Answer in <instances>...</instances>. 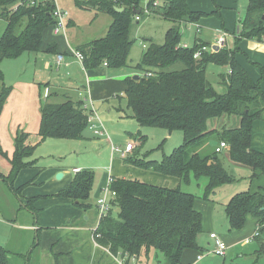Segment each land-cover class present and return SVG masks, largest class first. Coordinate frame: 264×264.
I'll list each match as a JSON object with an SVG mask.
<instances>
[{"label": "trees", "instance_id": "obj_1", "mask_svg": "<svg viewBox=\"0 0 264 264\" xmlns=\"http://www.w3.org/2000/svg\"><path fill=\"white\" fill-rule=\"evenodd\" d=\"M74 1L80 9H94L112 18L105 36L76 48L75 51L84 56V69H98L105 63L113 69L127 67L129 51L135 43L131 37V26L137 11L143 13L144 0ZM157 2H148L151 14L162 16L173 26L167 31L163 44L148 40L149 46L136 68L145 73L140 80L133 77L125 81L124 97L132 117L141 127L165 129L170 133L180 131L184 142L160 162L148 160L147 156L141 158L138 154L125 158L124 162L178 179L181 183L190 184L192 178L199 182L205 177L207 185L202 199L211 201L218 188L235 182L217 156V147L214 146V151L211 148L213 141L218 144L227 142L231 160L252 171L249 190L236 195L226 205L230 230H242L247 218L253 216L258 219L262 233L264 153L255 150L252 142L254 123L264 112V89L260 81L252 79L240 64L237 52L243 40L264 43V0H250L240 33H234L233 47H226L218 53L204 52L200 59L195 58V53L208 44L195 43L192 48L183 47L181 26L183 23H196L205 14L192 12L189 0H165L162 6ZM55 8L54 0H0V18L7 23L0 38V63L24 54L57 53L55 42L47 44L49 34H57ZM116 8H125V11L120 13ZM213 64L229 69L228 73L219 76L223 93L216 90L207 76L208 66ZM147 73H152V76H146ZM0 83L1 116L12 93L1 70ZM90 110L84 101H46L41 109L40 129L35 141L32 134H17L11 160L12 173L9 179L0 175V180L15 197L19 199L28 186H36L35 180L16 188L13 185L23 170L37 163L27 161L36 147L48 139L85 140L86 132L90 130ZM225 115L238 116L240 127L211 130L210 122ZM0 153L6 155L1 144ZM73 173L71 182L49 197L70 201L78 210L88 212L93 207L91 197L95 173L92 170ZM108 184L116 195L111 201V211L95 229L94 239L114 256L136 259L142 264H160L155 260L157 253H161L163 264H180L185 252L202 250L203 214L195 207L198 197L182 191L180 185L169 188L132 178L112 177L103 189ZM23 200L27 210L38 218L40 210L35 206L38 198L23 197ZM39 247L36 241L31 252L24 254L14 253L0 244V264H34L32 262L39 258ZM152 253L156 259L152 258Z\"/></svg>", "mask_w": 264, "mask_h": 264}, {"label": "crops", "instance_id": "obj_2", "mask_svg": "<svg viewBox=\"0 0 264 264\" xmlns=\"http://www.w3.org/2000/svg\"><path fill=\"white\" fill-rule=\"evenodd\" d=\"M150 0H148L149 2ZM145 1L143 2V4ZM59 5V4H58ZM235 5V4H231ZM60 6V5H59ZM103 13H97L94 17V20L97 21L98 18ZM107 15V14H104ZM109 16V15H108ZM155 16V15H153ZM241 14L238 13V20L242 21ZM159 17V16H157ZM162 18V17H159ZM112 23V18L105 23L104 26L99 24L97 28L94 30L92 35L85 39L78 34H71L68 36L67 32L60 33V34H49L47 38V44L50 42L56 43V51L57 53L65 54V63L61 66L57 65L56 56L57 53L49 54V53H37L34 54L36 56H30V61L34 62L35 68L40 67V73H37L34 77L33 82H23L19 83L15 82L14 86L23 87L25 91L30 94L31 91H34L40 80H42L41 84H45V99L49 102L51 98L54 100H66L72 99L74 101H84L86 106L92 110L94 109L98 115L100 116L101 120L103 119V115L106 119H109L113 122L112 125L117 124L118 127H112L110 129H106L108 133V138L106 137H96L91 130H88L86 134V139L83 141H72V142H81L83 145H88L91 148L100 146L104 149H109V145L112 143L113 140H117L118 142L122 143L121 145L117 146L122 148L123 150L126 149V145L128 143H132L134 146L135 144L130 139H125V134L123 131H127L129 135L134 136L138 135L135 140H139V137H144L143 134V127H141L137 121L132 117V114H128L125 116L122 113V102L126 101L124 95L126 91V84L125 81L129 78L135 77L137 73V69L134 71V67L128 64L127 67L120 68V69H113L103 65L101 68L94 69V70H85L84 65L79 63L75 57L73 56V52L79 46L87 44L95 39L101 38L106 35L110 25ZM74 23L70 19L69 28L73 26ZM183 25H191L185 24ZM199 25L198 23L193 24V27ZM79 26V25H78ZM181 26V28H182ZM200 26V25H199ZM201 27V26H200ZM68 28V29H69ZM201 35V37L198 36ZM228 34V33H227ZM220 35V34H219ZM203 36V28H200V31L196 33V40L195 43L200 44H209L211 41L216 40V35H208L209 40H205L202 38ZM215 37V38H214ZM214 39V40H213ZM233 40L228 41L227 38V47H233ZM214 43V42H213ZM182 45L189 44L183 43ZM145 46V45H144ZM149 46V42H148ZM238 47L240 51L237 52V59L241 65H243L247 71L249 72L252 79L255 81H260L261 87L264 89V78L261 79L263 74L264 76V43L255 41V40H243L239 43ZM23 56V55H22ZM21 56V57H22ZM143 56V55H142ZM17 61V60H16ZM78 67L81 68L82 74L87 77L85 78L84 84L78 87L76 79L71 80L69 83V88L66 86L64 79L67 77H71L72 73L76 74V69ZM227 71H222L223 73H228V67H224ZM263 72V73H262ZM22 73H20L21 75ZM40 74V77L38 75ZM79 74V73H78ZM220 74V75H221ZM77 76V75H76ZM208 78L209 75L207 74ZM45 80V81H44ZM44 82V83H43ZM18 98L24 100V93L23 91L19 90ZM77 95L78 97L74 96ZM63 102V101H62ZM12 103L11 96L7 100V103L4 107V110ZM52 103H60V102H52ZM23 104V103H22ZM26 105V103H25ZM24 105V106H25ZM23 106V107H24ZM14 111H20V108H16L14 105ZM4 112V111H3ZM1 114L0 119L4 117V114ZM36 114V109H32L30 112L29 110H25L20 114L16 113V120L23 119V123L21 126V130L25 133H28L29 130L27 126H31L32 120H27L32 117V115ZM103 114V115H102ZM126 118L128 121L124 120ZM41 120V119H40ZM36 119H33V123ZM241 120L238 116H223L221 119H217L215 121L210 122L209 126L211 130H222V129H236L240 127ZM106 128V127H105ZM264 130V112L262 113L261 119L256 121L253 126V142L252 146L255 150L262 151L260 147L256 145V132H260ZM16 132V131H15ZM35 132V131H34ZM30 133V132H29ZM33 135V133H31ZM36 136V135H35ZM141 141V140H140ZM255 142V143H254ZM62 143V142H61ZM78 144L73 145V147L80 150L83 146L78 148ZM125 145V146H124ZM115 146V145H114ZM218 147L219 144L214 141L211 144V148L214 151L215 147ZM216 149V148H215ZM228 149V148H226ZM136 147H134L131 152L126 153V155H122L120 153V159L112 157L109 165L108 172L106 174V181L100 185L99 188L96 189V183L94 185V190L91 197V203L93 207L88 212H82L75 208L70 201L59 199L57 197H49L54 195L59 190L67 186L74 175V170H92V169H85L81 166L73 168L71 170H67L63 167H58L57 164L50 169L48 173L49 178V185L51 187V191L45 192L42 195H47L46 201L50 202L51 209L47 210L45 213L44 221L48 229H54L53 226L62 227L66 226L69 229L68 234H64V237L61 239V244L56 247V252L59 253L58 262L59 264H142L139 260L136 259H129L127 257H120L114 256L107 248L99 245L94 239V231L97 227L98 223V209H97V200L102 196V189L108 183L112 177H120V178H132L138 179L148 184L175 188L180 185V181L178 179L169 178L159 173H156L152 170H146L134 167L130 164H126L124 162L125 158H131L137 153H135ZM225 150V149H224ZM223 150V151H224ZM229 150V149H228ZM218 153L221 155L223 153ZM74 152H79L75 149ZM264 153V152H263ZM115 155V154H112ZM217 155V156H218ZM99 157H103L98 154ZM123 156V157H122ZM122 157V158H121ZM238 165V164H237ZM108 164L104 165L107 167ZM241 166V165H238ZM244 167V166H242ZM247 168V167H244ZM249 169V168H247ZM248 174L244 177V182L249 184V188L251 186L249 178L252 175L251 169L248 170ZM46 172V173H47ZM63 173L64 177L61 180L56 178L57 174ZM22 176V174L20 175ZM29 177H27L28 179ZM5 186V189L2 185ZM218 188L216 191H218ZM28 191V188L25 189ZM50 193V194H49ZM0 194L3 197V202H0V217L6 221V224H9L12 230V235L10 237V241L6 246L7 249L13 251L14 253H30L34 243L37 241L39 247V251H41V231L42 227L40 224V216H42V212H39L38 218L37 216L33 215L27 208L24 206V202L20 201L17 197H15L9 187L0 180ZM216 195V192L214 193ZM10 195V197H8ZM214 195V196H215ZM45 199V197H44ZM35 206L41 210L37 203ZM95 207V208H94ZM195 207L203 214V238L201 240V251H187L183 255L182 261L180 264H228V260L232 261V257L229 255V251L231 254H241L240 258H246L251 260V262H256L258 260L259 252L264 253V242L261 244L262 249L259 251L256 250V253L248 254L249 247L251 245H255L254 243L258 238L261 237L260 226L258 225V219L249 216L246 221L245 227L240 231H231L229 226V221L226 216L225 211H223L222 219L219 221L217 218V214L219 211L218 205L214 201H205L203 199H197ZM220 223L224 224L221 226ZM5 225L0 223V226ZM12 225V226H11ZM52 226V227H50ZM223 228V229H222ZM259 231V236L255 238V240H251L254 234ZM211 233L218 234L224 242L227 244V255L224 257L223 261H218L211 251L213 250V241L210 238ZM8 238L6 237V240ZM255 241V242H254ZM2 243V241H0ZM3 242H6L3 239ZM67 244V245H66ZM68 251H64L67 250ZM69 252V254H67ZM257 254V255H256ZM202 256L201 260H198V257ZM259 262V261H258ZM34 264H42L40 260V252L39 258L36 261H33Z\"/></svg>", "mask_w": 264, "mask_h": 264}, {"label": "rangeland", "instance_id": "obj_3", "mask_svg": "<svg viewBox=\"0 0 264 264\" xmlns=\"http://www.w3.org/2000/svg\"><path fill=\"white\" fill-rule=\"evenodd\" d=\"M144 1H145L144 6L146 7L148 4V0H144ZM157 1L159 2L160 6H162L165 2V0H157ZM57 2L60 5V7H62L66 12H68L69 14L68 21L71 19L72 22L74 23V25L70 26V28L68 29L69 37L71 36V34L74 35L78 34L79 36H82L83 38L87 39L92 35V33L97 28V26H99V24H102V26H104L105 23H107V21L110 20V16L101 14L98 20L95 21L94 17L96 16V11L94 9L91 10L80 9L76 5L74 0H57ZM249 2L250 0H189L188 6L192 12L205 14L201 19H199V21L196 22L203 28V36H202L203 39L209 40L208 38L209 34L216 35V37H218L219 34L226 32L228 33L227 38L228 41L230 42V40L234 41L235 32L240 33L242 21L238 20V13L242 15L241 19H243L245 16L246 9L249 5ZM231 4H235V5H231ZM150 12L152 13V10ZM159 17L149 14V15H142L140 21H137L135 18L133 19V23L131 26V37L133 40H135V43L133 44V46L129 51L128 64L134 67V71L141 62L142 55H144V52L146 50L144 45L148 48V40H153L158 44H163L165 41V36L167 31L170 29V27L173 26V23L170 22L169 20ZM193 24L183 25L181 28V32H182L181 43L189 44V48H192L195 45L196 33L200 31L201 28L199 25L193 27ZM6 25H7L6 21L0 18V38L4 34ZM198 36L201 37L200 34H198ZM213 42L211 41V43ZM30 56H36V55L24 54L22 57H19L17 59H8L0 63V70L4 75L5 84L7 87L12 88V93L10 95L12 98V103L7 107L6 110H3L4 117L0 119V144L3 151L6 153V155L0 153V175L6 179H9L8 177L12 173L11 160L14 156V152L16 149V136L18 133L23 132V131H19L18 129L21 130V126L24 120L23 119L16 120L15 117L16 113L20 114V112L22 113L25 110H29L30 112L32 109H36V114L35 115L31 114L32 117L27 119V120L30 119L32 120L31 126L30 127L27 126V129L30 132V133L28 132V134L33 133V135L35 136L39 133V129H40L42 106L47 101V99H45V92H44L46 86L45 84L40 85V83H42V80H40V78H39L40 83H38V86H36L37 88H35L34 91H31L30 94H28L23 87L14 86V83L18 82L20 79L21 80L19 81V83L33 82L35 75L37 73H40V67H38V69L37 67L35 68L34 62L30 61L31 59ZM224 70L225 72L227 71V69L224 68L223 66L214 65V64L209 65L207 70V74L209 75L210 82L213 84V86L216 88V90L219 93L224 92V88L223 86L220 85V79H219L220 74L222 73V71L224 72ZM20 73L22 74L20 75ZM137 73L138 74H136L135 76L143 77L145 72L137 70ZM38 77H40V74L38 75ZM85 78L87 79V77L84 76V74H82L81 68L78 67V69H76V74L74 75L72 73L71 77H67L66 79H64V82L66 86L69 88L68 84L71 83V80L76 79L78 87L80 88V86H82V84H84V82L86 81ZM263 78L264 76L262 74L261 79ZM0 89H1V83H0ZM19 90L23 91L24 100L22 99H20L19 101L17 100L18 94L20 93ZM73 95L78 97L74 93ZM62 101L64 100H54L53 98L49 100V102H62ZM14 105H16V108H20V111L15 112ZM122 107H123L122 108L123 111H121L120 114L122 113L125 116L127 115V113L132 114V111L127 108L126 101L122 102ZM102 118H103L102 122L107 130L112 127H116V126L118 127L117 124L112 125L113 122H111L109 119H106L104 115ZM33 119H36L34 123H33ZM124 120L126 122L128 121L126 118H124ZM143 132H144L143 141H140L142 137L141 138L139 137V140L136 141L135 137L138 138L137 137L138 135L131 136L127 131L124 130L123 131V133L125 134L124 141H126L127 139L133 141L136 147L135 153H137L141 158L147 156L148 160H155L160 162L164 159V157L171 155L174 152V150L180 147L184 142L183 133L180 131H174L170 133L165 129L145 127L143 128ZM87 133L88 130L86 134ZM104 137L109 139L108 135H105ZM110 137L112 138V142L115 146L114 145L112 146L111 143L109 145V149H104L103 147L100 146L91 148L88 145H83V143L81 142L48 139L40 146L36 147L33 156L27 160L29 162L37 161L35 166H31L28 169L23 170L22 176H19L16 182H13V185L16 188L26 182L35 180L36 186L33 185L28 186V191H24L22 196L19 195V200L24 201L23 197L38 198L36 203L37 206L41 209L40 212H42V216H40V224H41L40 227H42V231H41L42 243H41V251H40V260L42 261V264H59L58 262L59 253H57L55 249L57 246L61 244V239L64 237V234L69 233V229L66 226H64V224L62 225V227L53 226L54 229H48L44 219H42L44 218L47 210L51 209V205H49L50 202L48 201L44 202V200L45 201L47 200L46 199L47 195H42L45 192L51 191V187L48 182L49 181L48 173L50 172V169L52 167H56L54 166L55 164H57L58 167H63L67 170H71L78 166H81L85 169H92V171L95 173L96 189L99 188L100 185H102L106 181V174L108 172L109 165L111 164L110 161L112 157L115 156V158L121 160L120 155L116 154V152L113 151V147H117L121 145L123 142L120 143L117 140H113V136L111 135ZM36 138L37 136H35V138L33 137V140L35 141ZM255 138H256V145L260 147L264 152V130H261L260 132H256ZM75 144H78L77 145L78 148L80 146L83 147L81 149L79 148L80 150H78L76 147L75 148L73 147V145ZM75 149L79 152H74ZM228 149H225L223 153L218 156L225 169L235 178V182L220 187V189L216 191V195L214 194L215 196L213 195L211 198V201H214L218 205L219 211L217 214V218H219V221H221V219L223 218L222 217L223 211H225L226 205L230 202V200L236 195L247 192L249 190V184L244 182V177L248 174L249 169L244 168L242 166H238L236 163H234L230 158ZM100 153L103 157L98 156V154ZM106 162L108 166L104 167ZM27 177L29 178L27 179ZM206 185H207V179L205 177L201 178L199 182H197L194 178H192L190 184L180 182V187L182 191L193 194L199 199H202L205 193ZM2 186L5 189V186L4 185ZM8 197H10V195ZM2 199L3 197L0 194V202H3L4 199L3 200ZM108 201L109 202L112 201L111 196L108 198ZM100 221L101 220L98 219L97 227L99 226ZM0 223L5 224L0 226V241H2V243L0 242V244L3 247H6L10 241L12 230L10 225L6 224L7 222L4 221L3 218L1 217H0ZM221 226L223 227L224 224L220 223L219 226L220 229ZM6 237L8 238L7 240ZM3 239L6 242H3ZM252 240H255V238ZM263 242H264V232H262L261 237L256 240V242L254 243L255 245H251L248 248L249 251H247V253L248 254L256 253V250L260 251L262 249L261 244ZM68 250L69 249L64 251H68ZM67 254H69V252ZM152 254H153L152 258H155L154 253ZM157 254L158 257L157 260H155V262L157 261L158 263L163 264L164 263L163 254L161 253H157ZM229 255L232 257V261L228 260V264H264V253L262 252V250L261 252H259V255L261 256H258L259 257L258 260L254 263L251 262V260L249 259L240 258L241 254H234V253L231 254L229 251ZM214 257L218 261L220 260L223 261L224 259L223 257H219L216 255H214Z\"/></svg>", "mask_w": 264, "mask_h": 264}, {"label": "built area", "instance_id": "obj_4", "mask_svg": "<svg viewBox=\"0 0 264 264\" xmlns=\"http://www.w3.org/2000/svg\"><path fill=\"white\" fill-rule=\"evenodd\" d=\"M83 1L88 2L89 0H83ZM30 2H32L31 4H34L33 1H30ZM54 2L56 4V8H55L53 13H54V16L57 18L56 19L57 20L56 33L57 34L64 33L67 31L69 14L62 7H60L58 5L57 0H54ZM156 5L157 4H155V6ZM140 13H142V11H140ZM149 14H151V12H150L148 6H146L145 8H143V13L138 14L136 16V20L140 21L142 15H149ZM227 36H228V34L226 32L221 33L218 37H216V40L214 41V43L202 46L195 53V58L200 59L204 52L218 53L220 50L226 48L227 47ZM182 46L185 48H188L187 45H182ZM144 47L147 48L146 46H144ZM73 56L75 57V59L79 63L83 64L84 56L81 52L74 51ZM56 62H57V65H59V66L63 65L65 63V54H58L56 56ZM104 65L107 66V63H105ZM146 76H152V73H147ZM89 124H90V130L93 132V134L95 136L104 137L105 135H108L106 132V128H105L100 116L98 115V113L94 109L90 110ZM134 147L135 146L132 143H128L126 145L125 150H123L122 148L113 147V151L120 153L124 156V155H126V153L131 152V150ZM226 148H229V145L227 144V142L222 141L219 144V146L216 148V152L221 153ZM74 172H80V170L75 169ZM109 184H110V182H109ZM109 184L103 189L102 197L97 200V209H98V219L99 220L106 217L112 209L111 202L108 201V198L110 196H111V198H113L116 195V193L110 189ZM258 236H259V231H257L254 234V236L251 238V240L258 237ZM210 238L213 241V250L211 251V253L216 255V256H219V257H223V258L226 257L228 246L224 242V240L216 233H211ZM201 259H202V256L199 255L198 260H201Z\"/></svg>", "mask_w": 264, "mask_h": 264}, {"label": "water", "instance_id": "obj_5", "mask_svg": "<svg viewBox=\"0 0 264 264\" xmlns=\"http://www.w3.org/2000/svg\"><path fill=\"white\" fill-rule=\"evenodd\" d=\"M116 11L121 13V12H124L125 11V8H116ZM137 13L139 14L140 11L138 10ZM140 78H141L140 76H135L134 77L135 80H140ZM63 177H64V174L63 173L57 174V179L58 180H61Z\"/></svg>", "mask_w": 264, "mask_h": 264}]
</instances>
